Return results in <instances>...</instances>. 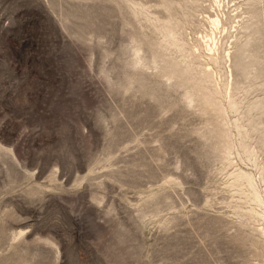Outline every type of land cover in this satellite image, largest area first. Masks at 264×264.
<instances>
[{
  "label": "rangeland",
  "instance_id": "374dc122",
  "mask_svg": "<svg viewBox=\"0 0 264 264\" xmlns=\"http://www.w3.org/2000/svg\"><path fill=\"white\" fill-rule=\"evenodd\" d=\"M233 4L216 64L212 0H0V264H264V0Z\"/></svg>",
  "mask_w": 264,
  "mask_h": 264
},
{
  "label": "bare ground",
  "instance_id": "6f19581e",
  "mask_svg": "<svg viewBox=\"0 0 264 264\" xmlns=\"http://www.w3.org/2000/svg\"><path fill=\"white\" fill-rule=\"evenodd\" d=\"M212 2H213L212 6L215 8L214 11L215 15L213 16L207 15V21L211 25L212 33L205 34V36L203 35L204 36L203 43L206 46L207 55L210 56L209 60L214 61V63L216 64H219L221 62L229 64L232 62V54H231L232 44L230 43L229 39L231 37L233 38L234 35L232 34L237 32L240 14L238 12V8L234 9L235 14L233 11H231V14L229 13V15L226 13L227 11L226 8L230 9V7L236 6L234 4H233L234 6L231 5L234 2V0L232 1L212 0ZM220 82L221 80L218 79L219 84Z\"/></svg>",
  "mask_w": 264,
  "mask_h": 264
}]
</instances>
